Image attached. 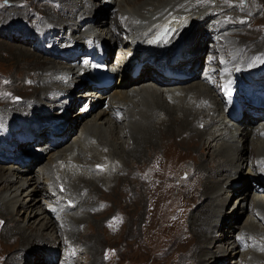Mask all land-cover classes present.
Returning <instances> with one entry per match:
<instances>
[{
  "label": "bare ground",
  "instance_id": "obj_1",
  "mask_svg": "<svg viewBox=\"0 0 264 264\" xmlns=\"http://www.w3.org/2000/svg\"><path fill=\"white\" fill-rule=\"evenodd\" d=\"M55 1L57 8L42 5L50 9L47 18L51 21L33 20V30L7 22V29L0 28V36L19 44L5 43L14 60L42 71L27 79L36 82L31 91L22 89L25 108L14 106L24 102L15 95L9 105H0V223L5 225L0 259L11 252L13 257L6 264H21V256L24 264H54V250L62 244L72 254L59 256V264L81 263V258L85 259L83 264H114L111 248H102L105 239L101 229L114 225L108 230L110 235L124 229L123 219L111 217L108 209L128 198V207L134 208V222L128 226L133 242L129 245L140 253L157 248L156 240L163 239L158 247L161 262L169 255L178 264H204L214 253L209 263L222 264L239 254L240 262L233 264H264V195L255 191L250 210L244 208L252 183H259L264 192V41L250 44L244 39L240 44L241 39L230 40L242 35V28L248 24L244 19L249 18L254 27L257 18L251 15L260 11L254 6L241 9L240 0L238 4L215 0L216 6L214 0ZM234 12H246L248 16ZM23 13L15 9L12 16L21 18ZM231 14L234 20H228ZM161 22L178 27L175 46L138 60L146 36ZM256 29L263 32L264 26ZM207 35L217 42L211 45V53L204 55V72L198 75L197 61ZM94 39L105 46L107 59L116 55L112 46H119L118 65L113 67L119 75L100 93L81 87L85 76H76L77 55H88ZM24 43L30 49H24ZM47 53L48 57L39 59L38 54ZM132 54H137L140 69L136 78L125 69ZM165 70L173 76L163 74ZM176 75L187 78L178 79ZM243 75L256 79L249 87L251 92L239 88ZM22 76L20 80L17 75L10 78L20 83ZM196 78V82L184 85ZM217 82L234 85L237 111L229 110L220 92L215 93ZM72 88L80 92L74 96ZM99 100L106 102L108 110L99 107L90 114ZM160 115L165 119L156 122ZM256 119L259 121L252 125ZM67 136L69 142L63 146ZM24 145L27 149L21 154ZM34 150L45 160L24 176L34 163L29 161L23 170V155ZM173 153L197 156L202 161L207 158L210 166L204 168L205 161L197 169L189 165L188 175L180 184L192 183V189L178 188L179 200L170 212L171 183H155L156 175L162 177L161 163L153 162L156 171L147 169L144 176L138 173V167L144 157L160 161ZM130 158L135 160V167L126 165L125 160ZM121 172L125 179L117 177ZM194 173L197 179L193 180ZM132 175L135 180L128 179ZM78 176L84 177L81 182V177L75 179ZM99 182L110 195L105 200L109 207L93 211L97 204L92 195L99 192ZM231 194H237V198L224 212ZM204 199L203 205L188 214L190 206ZM67 200L73 202L72 208L66 206ZM242 211L249 212L248 217L242 226H236ZM82 247L85 249L78 253Z\"/></svg>",
  "mask_w": 264,
  "mask_h": 264
},
{
  "label": "rangeland",
  "instance_id": "obj_2",
  "mask_svg": "<svg viewBox=\"0 0 264 264\" xmlns=\"http://www.w3.org/2000/svg\"><path fill=\"white\" fill-rule=\"evenodd\" d=\"M116 2H117V0H115ZM136 2H138L137 0H135ZM144 1V0H143ZM222 1H224V2H226V3H228V2H237V0H222ZM242 1V2H241ZM254 1V2H253ZM115 2V3H116ZM141 2V1H140ZM263 2V3H262ZM216 3H217V1H213L212 2V4H213V6H216ZM240 7H241V9H252L253 8V6H254V8L255 9H257V10H259L260 12H258V13H256V14H252L251 15V17H252V19H255V18H257V24L256 25H254V27H251V25H252V23H250V20H249V18H247V19H244L243 20V22L244 23H248L247 25H245L244 26V28H242V35L237 39V38H235V37H231L230 38V40L231 41H237V40H239V39H241V41H240V44L243 42V40L245 39L246 41L248 40V41H250L251 43L250 44H254L255 42L256 43H261V42H263L264 41V31L262 32L260 29H256L257 28V26H264V15L262 14V13H264V0H240ZM250 3H251V5H250ZM235 4H238V2L237 3H235ZM258 4V5H257ZM42 5H46V6H49V7H58V3L55 1V0H0V25H2L0 28H1V30H3V29H7V27H6V24H4V23H8L7 25H16V23H18V24H20V25H22V28L23 27H26V29L28 28V29H32L33 30V26H34V24H33V20H35V21H37L38 19H43V21L42 22H47L48 20L49 21H51V19H48L47 17L49 16V13L51 12L50 11V9H48V8H46V9H43L42 8ZM248 5V6H247ZM249 5H250V7H249ZM15 9H17V10H24V13H23V15L21 16V18H17V17H13L12 15H13V11L15 10ZM26 12V13H25ZM36 13H39V14H36ZM234 14H236V15H238V14H240V15H242V16H248V14L246 13V12H242V13H240V12H234ZM16 15H19V13H16ZM254 15V16H253ZM39 17V18H38ZM250 17V18H251ZM14 18V19H13ZM6 19L7 20H9V21H6ZM30 19V20H29ZM235 19V17H234V15H228V20H234ZM22 23V24H21ZM33 24V25H32ZM5 27H4V26ZM31 25V26H30ZM20 29H21V26H18ZM28 32H29V30H28ZM31 32V31H30ZM36 33V32H35ZM35 33H33L32 34V36H34V38H36L35 37ZM16 35H17V33H15ZM20 38H22V34H19L18 35ZM209 39V41L211 40V37L210 36H206V39L204 40V42L205 41H207ZM235 39V40H234ZM245 41V42H246ZM5 43L6 44H9V45H15V46H18L19 44L17 43V42H14L13 40H11V39H9V38H6V37H3L2 35L0 36V105L1 106H5V105H9L12 101H13V98H12V96H20V98H22L23 100H24V102H21L20 104H15L14 103V106H18V105H21V107H23V108H25L26 106H25V95H24V93H23V90L22 89H24L25 88V91H28V90H30L31 91V88L32 87H34V86H36V82H34V81H32V80H27L29 77H30V79H31V76H32V74L33 73H39V74H41L42 73V71H38L36 68L35 69H32V66L30 65V64H28V63H24V64H21V63H19V62H16L15 60H14V57H12L11 56V54H9V51L7 50V48L5 47ZM60 46H62V45H60ZM19 47V46H18ZM24 49L25 48H28V49H30V47L29 46H27V43H24V45L22 46ZM108 47V46H107ZM204 47V46H203ZM253 47H255V46H253ZM108 49H109V47H108ZM257 49V48H256ZM51 49H48V51H50ZM44 55V56H43ZM43 55H39L38 54V56H39V59L41 60V59H44L45 57H48L49 56V54L47 53V55L46 54H43ZM203 59H204V52H201V54H200V59H199V65H198V75H201L202 74V72H204V71H202L201 72V69H202V67H203V65H202V62H203ZM53 60H56V61H58L57 59H53ZM77 60V59H76ZM12 63V64H11ZM205 63V62H204ZM25 65V66H24ZM247 65V64H246ZM14 67V68H13ZM29 67V68H28ZM33 71V72H32ZM20 73V74H19ZM22 73V74H21ZM13 75H17L18 77H16V79L17 80H20L19 79V77H21L22 75H24V76H22V77H24L23 78V80L20 82V83H14V82H12L13 80L10 78V77H13ZM252 78H254V77H252ZM11 79V80H10ZM198 79L196 78L195 80L193 79V80H191V81H189V82H186V83H184V85L185 86H187L188 84H192L193 82H196ZM254 80H256L255 78H254ZM254 80H251V82L250 83H248V86L249 87H253L254 86V84L256 83V82H254ZM30 83H35V85H31ZM253 83V84H252ZM219 83H217V85H218ZM19 85L21 86L20 88H19ZM38 85V84H37ZM217 85H216V88H215V90H216V92L215 93H219L218 92V88H217ZM75 88V87H74ZM249 91H250V89H249ZM259 92V89L258 90H256L255 92ZM16 92V93H15ZM78 92H80L79 90H76V89H73L72 88V93L74 94V96L75 95H77L78 94ZM251 92V91H250ZM14 93V94H13ZM249 96H252L250 93L248 94ZM255 97H259V95H256L255 94ZM261 97V96H260ZM263 97V96H262ZM252 100H254L253 98H252ZM44 103H46L45 101H44ZM256 103V102H255ZM0 106V107H1ZM25 106V107H24ZM19 107V106H18ZM100 107V105L99 106H97V107H95V108H92V110L90 111V114H93L96 110H98V108ZM78 108V107H77ZM100 109V108H99ZM73 114V113H72ZM71 116V115H70ZM91 116V115H90ZM164 116V117H163ZM87 117H89V116H86V117H84V118H81V120L82 119H86ZM80 119V118H79ZM163 119H165V115H160V116H158L157 117V119H156V122L158 121V120H163ZM231 120V119H230ZM259 120H257L256 119V121L252 124V125H256L255 123H257ZM61 122V121H60ZM59 122V124H61V123H64L63 121L60 123ZM201 127V126H200ZM199 127V129L201 130V128ZM76 129L78 130L79 129V126L78 127H76ZM79 131V130H78ZM75 132H77L76 130H74V134H75ZM57 133H61V131H57ZM70 136H67L66 137V140L63 142V146H65V145H67L68 144V142H69V138ZM52 138H54L55 139V137H52ZM56 139H60L61 140V138L60 137H58V138H56ZM250 141V140H249ZM248 141V142H249ZM41 145V144H40ZM60 146V147H63V146ZM23 147V149L21 150V154L22 153H24L25 151H26V149H27V145L25 146H22ZM33 148H35V146L33 147ZM249 152L251 151V147H249V150H248ZM210 154L208 153V156H209ZM8 156H9V153H8ZM24 157V159L22 160V169L24 170L25 168H26V165H27V163L29 162V161H33V166H32V168H31V170H29V168L28 169H26V172L24 173L25 175L24 176H28V175H30V174H32V171L35 169V168H37L44 160H45V158H44V155H42V154H40V153H38V152H35V150L34 151H32V152H30V153H27V154H24L23 155ZM181 156V157H180ZM193 155H189V154H186V155H184V154H182V153H173L172 155H169V156H166L165 157V159H162V160H160V161H154V159L152 158L151 160H150V157H149V159L148 158H146V157H144V158H142L143 159V161L144 162H142V165H139V167H138V169L140 170V171H138V173L140 172V173H142L141 175L142 176H144L145 174H146V171H147V169H148V171H150L151 172V169L153 170V171H156V169H157V167L155 166V164H153V162L154 163H157V165L158 164H160L161 163V165H162V177H160V176H157L156 175V178H155V183L158 185V186H162L163 185V183H165V182H167L168 184H170L171 183V187H170V185H169V188H170V190H169V196L168 197H170L168 200L170 201V202H172V204H171V208H170V212H171V210L173 211L174 209H175V207H176V203H177V201L179 200L178 199V188L179 187H182V188H184V189H186V190H191L192 189V183H185L184 185L183 184H180V182H181V180H184V179H186V177H187V175H188V170H187V168L189 167V165H191V166H193L195 169H197L198 168V165H199V163H201L202 162V165L204 166L205 165V162H206V167H204V168H207L208 166H210V164H208V162H207V158L204 160V161H202V160H200L199 159V157H197V156H193ZM181 158V159H180ZM145 159H147V160H145ZM192 159V160H191ZM194 159V160H193ZM185 160V161H184ZM132 161V162H131ZM134 159H132V158H130V159H128V160H125V162H126V165H128V166H130V167H135L134 166ZM139 161V160H138ZM9 161H7V162H4V164H6V163H8ZM130 162V163H129ZM182 164H181V163ZM185 162V163H184ZM188 162L190 163V164H188ZM137 162H135V164H136ZM166 165V166H165ZM181 165H184V166H182L181 168H179ZM124 166H125V164H124ZM153 166V167H152ZM150 167H152V168H150ZM165 167V168H164ZM197 167V168H196ZM168 168V169H167ZM172 168V169H171ZM179 168V169H178ZM137 169V170H138ZM165 169V170H164ZM173 169H178V170H173ZM246 169H247V167H246ZM246 169H245V167H244V171L243 172H245L246 171ZM173 170V171H172ZM142 171V172H141ZM204 171H207V170H204ZM152 173H154V174H156L157 172H152ZM28 174V175H27ZM123 174H124V172H121V173H119L118 174V176L117 177H120V178H123V179H125V177H123ZM194 175V177H191V179H197V177H196V175H197V173H196V175H195V173L193 174ZM198 175H199V173H198ZM174 176V180H170V178L171 177H173ZM79 177H81V178H79ZM77 178H79V180L78 181H80L81 182V180H82V178H84V177H82V176H78V177H76L75 179H77ZM134 179L135 180V178H136V176H134V175H132V176H130V177H128V179ZM159 179V180H158ZM170 180V181H169ZM169 181V182H168ZM250 182L251 181H249V183H248V186H250ZM141 183H142V180H141ZM143 184V183H142ZM259 184V183H258ZM98 187H99V192L98 193H94L93 195H92V200L94 201V203L95 204H97L96 206H94L92 209H93V211H95V209L96 208H102V207H104V205H106V206H108V204H107V202L105 201L106 199H108L109 197H110V195L109 194H106L105 192H104V186H101V183L99 182L98 184H96ZM184 187H183V186ZM186 185V186H185ZM78 186H80L81 187V185L80 184H78ZM189 188H188V187ZM82 188V187H81ZM173 188H176V189H173ZM188 188V189H187ZM101 189V190H100ZM248 189V188H247ZM255 189L256 188H254L253 186L251 187L250 186V189H248V191H247V196H248V198H247V201L245 202V205H244V208H246L247 207V209L248 210H250V208H251V205H249L250 204V200L252 199V195H254L255 194ZM85 192L88 194V193H90L91 191L90 190H85ZM172 193V195H170ZM175 194V195H174ZM177 194V195H176ZM95 195V196H94ZM259 195H264V193L262 192V193H259ZM40 197V196H39ZM237 198V194H234V195H230L229 197H228V200H227V204H226V207H225V209H224V212L225 211H228L229 210V207L230 206H232V204H234V200ZM102 200H103V202H102ZM128 198H125V200H121V201H118L117 203H116V206L113 208V210H111L110 208L108 209V212H109V215L111 216V217H116V218H118V219H123V225H124V223H125V227H124V229L122 228L121 229V227H123V226H121L120 227V229H121V232L120 233H116L115 235H110V233L108 232V230L111 228V227H113L114 225H109L108 226V228H107V230L106 229H104V227L101 229V231H102V238H104L105 240V244H103L102 245V248L103 247H109V248H111L110 249V251H109V255H111V257L113 258V261L114 262H112V263H114V264H178V263H176L173 259H172V257L170 256L169 257V255H167V256H165V258L164 259H166L165 261H163V262H161V261H159V256H158V247H160V244H162L163 243V239H158V240H156V244H157V248L156 247H154L151 251H147V252H142V253H140L136 248H132V247H130V245L129 244H131L132 242H133V238L129 235V234H131V230L129 229V225H131V223L132 222H134V215H133V209L134 208H132V207H128V205H127V202H128ZM126 201V202H125ZM249 201V202H248ZM125 202V203H124ZM200 203H196V204H193L192 206H190L189 208H188V214H190L191 212H192V210L194 209V212H195V210H197L201 205H203L202 203H205L206 201H205V199L201 202V201H199ZM248 204V205H247ZM118 205V206H117ZM44 207V206H43ZM109 207V206H108ZM117 207V208H116ZM119 207V208H118ZM250 207V208H249ZM126 208V209H125ZM93 211H89V213H91V214H94L95 212H93ZM120 211V212H119ZM77 212V211H76ZM111 212V213H110ZM180 212V208L179 207H177L176 208V213H179ZM194 212H192V213H194ZM88 213V212H87ZM112 213H115V216L114 215H111ZM244 213V214H243ZM171 214V213H170ZM248 214H249V212H245V211H242V215H240L239 217H238V220H236V226H242L243 224H244V222L246 221V219H247V217H248ZM42 216V215H41ZM123 216V217H122ZM24 217V215H22V218ZM128 217H129V219H128ZM0 219H1V217H0ZM20 220H21V218H20ZM92 221V220H91ZM84 226H87V224L85 223L84 224ZM4 227H5V225L2 223H0V242L2 241V240H4V238H3V236H2V234L4 233L3 231H4ZM38 228V227H37ZM235 229H237V228H234V230ZM256 230H258V228L256 229ZM235 233L237 232L236 230L234 231ZM107 234V235H106ZM168 235H171L170 233H168ZM86 238V237H85ZM85 238H83V240H85ZM88 238V237H87ZM89 239V238H88ZM79 241L80 240H82V239H78ZM108 241V242H107ZM131 241V243H129ZM82 242V241H81ZM84 242V241H83ZM225 242V241H224ZM9 243V242H8ZM76 244H79V245H81L82 243H78V241H76ZM116 244V245H115ZM77 246V245H76ZM117 248V249H116ZM156 248V249H155ZM37 249V248H36ZM41 249H43V248H41ZM40 249V250H41ZM83 249H85V247H82V249L80 250H78L79 252L78 253H81V251L83 250ZM132 249V250H131ZM39 250V249H38ZM113 250V251H112ZM43 251H45L44 249H43ZM42 251V252H43ZM64 252V253H63ZM2 252H0V254H1ZM44 253V252H43ZM48 253V252H47ZM71 255L72 254V252H71V250H69V248L68 247H66L65 248V246H62V244H60V245H58L57 247H56V249L54 250V257H55V259H54V264H59L60 263V258H61V256L63 255V256H65V255ZM74 253V252H73ZM213 254L214 253H212V254H210V255H208L207 256V259H206V262L204 263V264H214V262H210L209 263V261L212 259V256H213ZM47 255H49V254H47ZM46 255V259H50V257L49 256H47ZM8 256V257H7ZM59 256H60V258H59ZM12 258L13 257V254H11V252L9 253V255L7 254L6 255V258L4 257V258H2V259H0V264H6L7 263V260L9 259V258ZM157 257H158V259H157ZM169 258L171 259V260H169ZM240 255L238 254V256L235 258V259H226V260H224V261H222V264H233V262H240ZM85 260V259H84ZM82 258L80 259V261H81V263H79V262H77V264H83V261H84ZM169 260V261H168ZM208 260V261H207ZM4 261V262H3ZM23 261V258H22V256L21 257H19V260H18V262L19 263H21V264H24V262H22ZM76 261H78V260H76ZM169 262V263H168ZM183 264V263H182Z\"/></svg>",
  "mask_w": 264,
  "mask_h": 264
},
{
  "label": "trees",
  "instance_id": "obj_3",
  "mask_svg": "<svg viewBox=\"0 0 264 264\" xmlns=\"http://www.w3.org/2000/svg\"><path fill=\"white\" fill-rule=\"evenodd\" d=\"M203 46H204V44L202 45V47L201 48H203ZM200 59V58H199ZM197 63H198V65H199V60L197 61Z\"/></svg>",
  "mask_w": 264,
  "mask_h": 264
},
{
  "label": "snow or ice",
  "instance_id": "obj_4",
  "mask_svg": "<svg viewBox=\"0 0 264 264\" xmlns=\"http://www.w3.org/2000/svg\"><path fill=\"white\" fill-rule=\"evenodd\" d=\"M98 167H100V166H98Z\"/></svg>",
  "mask_w": 264,
  "mask_h": 264
}]
</instances>
